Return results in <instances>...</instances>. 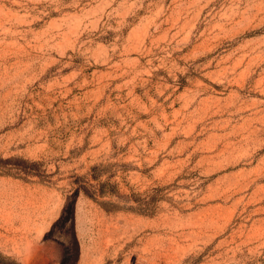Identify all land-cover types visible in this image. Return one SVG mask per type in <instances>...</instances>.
<instances>
[{
    "label": "rangeland",
    "instance_id": "1",
    "mask_svg": "<svg viewBox=\"0 0 264 264\" xmlns=\"http://www.w3.org/2000/svg\"><path fill=\"white\" fill-rule=\"evenodd\" d=\"M0 252L264 264V0H0Z\"/></svg>",
    "mask_w": 264,
    "mask_h": 264
},
{
    "label": "trees",
    "instance_id": "2",
    "mask_svg": "<svg viewBox=\"0 0 264 264\" xmlns=\"http://www.w3.org/2000/svg\"><path fill=\"white\" fill-rule=\"evenodd\" d=\"M101 193H105L104 190H102ZM0 264H17V263L0 252Z\"/></svg>",
    "mask_w": 264,
    "mask_h": 264
}]
</instances>
